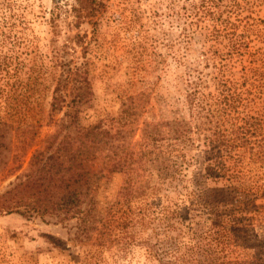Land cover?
I'll use <instances>...</instances> for the list:
<instances>
[{
	"label": "rangeland",
	"instance_id": "374dc122",
	"mask_svg": "<svg viewBox=\"0 0 264 264\" xmlns=\"http://www.w3.org/2000/svg\"><path fill=\"white\" fill-rule=\"evenodd\" d=\"M77 6L76 0H0V119L33 116L43 124L32 143L13 137L0 171V194L53 131L46 121L59 61L87 63L94 92L90 112L107 125L128 105L126 119L137 127L175 117L194 123L201 115L219 134L235 123L264 143V0H94V14L87 16H78ZM15 67L26 70L16 91ZM218 83L238 93L227 108L215 103L222 97ZM192 88L195 95L187 103ZM193 137L195 146L185 151L183 181L161 178V158L143 168L150 184L172 200L195 186L190 180L200 178L212 152H203ZM262 155L234 174L240 176V188L223 180L207 183L218 197L207 202L226 219L253 229L260 242L258 264H264ZM122 183V173L108 172L98 189L99 210L112 221L104 244L94 238L79 241L69 227L39 217L1 214L0 264H159L155 251L167 246L158 231L126 223V210L109 201ZM162 202L178 201H137L136 210ZM244 250L225 245L224 260L244 264L253 249Z\"/></svg>",
	"mask_w": 264,
	"mask_h": 264
},
{
	"label": "trees",
	"instance_id": "16d2710c",
	"mask_svg": "<svg viewBox=\"0 0 264 264\" xmlns=\"http://www.w3.org/2000/svg\"><path fill=\"white\" fill-rule=\"evenodd\" d=\"M76 1L78 6L74 9L78 16L94 14L90 10L94 0ZM59 62L46 121L53 131L40 140L27 168L15 174L0 194V215L16 212L27 218L39 217L69 227L79 241L94 238L104 244L110 236L112 221L108 213L99 210L98 189L106 173L120 172L123 183L109 201L126 210L123 212L126 223L158 231L163 245L167 246L160 253L155 251L159 264H241L236 259L224 260L223 247L231 244L247 252L252 248L244 264H258L259 250L255 248L260 242L253 229L226 219L215 204L207 202L218 198L207 183L210 179L223 180L240 188V176L234 174L257 156L263 154L261 158H264V143L255 141L249 134L251 131L247 133L246 127L235 123L219 134L206 126L201 115L194 123L175 117L145 121L137 127L126 119L128 105L107 125L105 119L90 112L94 92L87 63ZM25 74L26 70L15 67V91L23 85L20 78ZM245 75L243 71V78ZM217 86L222 91V97L215 101L217 108L231 106L238 93H232L225 84L221 89L220 83ZM193 90L187 94V103L192 102ZM223 90L230 93L224 94ZM42 125L33 116L24 119L15 115V121L7 117L0 119V171L6 166L13 137L32 143ZM195 134L199 146H204L202 151L209 148L213 157L207 159L210 154L207 156L205 167L198 173L200 178L190 180L195 186L178 192L172 200L169 194L160 192L159 186L150 184L143 168L150 160L161 158V178L170 183L183 181L187 168L185 151L195 146ZM227 162L231 167H227ZM227 170L231 175H226ZM172 188L176 185L172 184ZM137 201L178 202H162L153 209L140 208L137 212ZM148 248L151 252V245Z\"/></svg>",
	"mask_w": 264,
	"mask_h": 264
}]
</instances>
